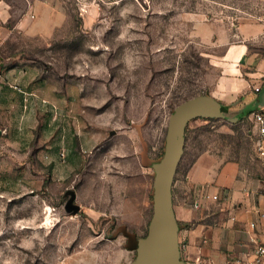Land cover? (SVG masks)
Wrapping results in <instances>:
<instances>
[{"label": "rangeland", "instance_id": "1", "mask_svg": "<svg viewBox=\"0 0 264 264\" xmlns=\"http://www.w3.org/2000/svg\"><path fill=\"white\" fill-rule=\"evenodd\" d=\"M263 15L264 0H0V61L32 79L27 90L16 83L25 132L39 135L34 145L0 139V264L131 262L127 235L147 232L148 164L164 156L171 110L216 92L221 35L236 40L238 23ZM233 110L186 120L173 183L201 153L264 183L254 121ZM67 188L76 213L65 210ZM195 192L184 190L190 204Z\"/></svg>", "mask_w": 264, "mask_h": 264}, {"label": "crops", "instance_id": "2", "mask_svg": "<svg viewBox=\"0 0 264 264\" xmlns=\"http://www.w3.org/2000/svg\"><path fill=\"white\" fill-rule=\"evenodd\" d=\"M2 29L5 28L0 26V38L4 33ZM235 34L238 39L233 41H230L228 32L221 35V41L226 45L221 59L222 76L216 92L196 96L175 107L176 114H172L170 120L181 122L183 134L186 120L196 115H223L235 107L239 109L233 110L237 112L234 118L247 112L251 115L253 110L264 111V23L240 22ZM20 70L16 64L7 67L0 61V118L3 120L0 121V139L8 143L28 142L34 145L39 135L25 132L30 127L22 123V114L27 107L26 103L23 105V99H28L23 93L32 79L26 78ZM18 80L24 84V90L22 84L16 83ZM208 100L215 102L214 105L208 104ZM43 146L33 148L30 154L36 155ZM47 147L51 159L47 163L53 168V157L59 148L54 144ZM208 155L199 154L189 163L184 176L174 183L172 178L170 201L177 226V258L182 264H199L202 261L235 264L238 260H252L255 247L264 245V183L258 180L245 182L233 178L229 172H220L215 159ZM173 185L176 191L171 188ZM195 188L196 195L191 200L201 201L198 208L193 207L184 195L185 189ZM204 191L216 193L218 198L202 200Z\"/></svg>", "mask_w": 264, "mask_h": 264}, {"label": "water", "instance_id": "3", "mask_svg": "<svg viewBox=\"0 0 264 264\" xmlns=\"http://www.w3.org/2000/svg\"><path fill=\"white\" fill-rule=\"evenodd\" d=\"M167 127L164 156L155 169L152 216L146 234L138 240L137 255L128 264H182L177 258V226L171 207L170 186L182 153L184 134L178 120H169ZM176 150L180 153L175 159L172 155ZM64 195H68L65 210L76 213L79 204L75 202V190L67 188Z\"/></svg>", "mask_w": 264, "mask_h": 264}, {"label": "built area", "instance_id": "4", "mask_svg": "<svg viewBox=\"0 0 264 264\" xmlns=\"http://www.w3.org/2000/svg\"><path fill=\"white\" fill-rule=\"evenodd\" d=\"M262 21L264 23V15L262 16ZM17 89H21L17 86ZM256 90L258 87L255 88ZM252 119L254 121L256 132L254 138V144L257 152L264 157V111L262 110H253L251 112ZM218 195L216 193H211L209 191H204L202 193V200L207 199H217ZM201 205L200 200H193L192 206L198 208ZM263 209H264V202H263ZM251 226L254 225L253 222L250 223ZM253 259L249 261H241L238 260L235 264H264V245H258L255 247L253 251ZM199 264H211L208 261L199 262Z\"/></svg>", "mask_w": 264, "mask_h": 264}, {"label": "trees", "instance_id": "5", "mask_svg": "<svg viewBox=\"0 0 264 264\" xmlns=\"http://www.w3.org/2000/svg\"><path fill=\"white\" fill-rule=\"evenodd\" d=\"M195 101H193V102H191V104L192 103H194ZM208 104H210V105H214L213 103H215V102H213V101H209L208 100ZM191 109H193V107L191 108ZM172 114H176V108L174 107L172 110H171V112H170V116H169V120H170V118L172 117ZM165 144H166V140H165ZM160 163V160H155V161H151V162H149V164L148 165H150V166H153L154 168H156L157 166H158V164ZM153 188H154V186H153ZM153 194H155V192H154V189H153ZM143 236H140V237H134V235L131 233L130 235H127V245H128V248L129 249H135L136 250V248H137V243H138V240L140 239V238H142Z\"/></svg>", "mask_w": 264, "mask_h": 264}]
</instances>
